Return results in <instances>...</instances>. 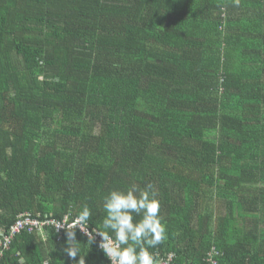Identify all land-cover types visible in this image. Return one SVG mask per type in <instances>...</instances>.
<instances>
[{"label":"trees","instance_id":"trees-1","mask_svg":"<svg viewBox=\"0 0 264 264\" xmlns=\"http://www.w3.org/2000/svg\"><path fill=\"white\" fill-rule=\"evenodd\" d=\"M133 184L159 192L158 264H264V0H0V232L85 205L102 231ZM67 231L0 264H77Z\"/></svg>","mask_w":264,"mask_h":264},{"label":"clouds","instance_id":"clouds-1","mask_svg":"<svg viewBox=\"0 0 264 264\" xmlns=\"http://www.w3.org/2000/svg\"><path fill=\"white\" fill-rule=\"evenodd\" d=\"M158 195L152 184L143 188L133 184L127 190H111L102 200L106 214L102 220V231L95 228L91 232L84 231L83 226L89 222L92 211L87 205L83 206L73 224L67 227L68 246L64 252L73 261L79 255L77 264H86L76 241L75 229L79 226L91 245L96 243L97 236L100 237L98 247L111 264H158L148 250L156 248L167 238L166 226L159 215ZM134 217L140 219L134 220Z\"/></svg>","mask_w":264,"mask_h":264},{"label":"built area","instance_id":"built-area-1","mask_svg":"<svg viewBox=\"0 0 264 264\" xmlns=\"http://www.w3.org/2000/svg\"><path fill=\"white\" fill-rule=\"evenodd\" d=\"M75 220V219H74ZM74 220H71L69 216H65L62 220H56L52 217H33L29 213H24L18 217L17 222L14 224V226L11 228V230L7 233L0 232V235L2 236V240L0 241V260L3 257V254L6 250L9 249L12 240L17 235H20L23 232L27 233H38L42 236H44V233L47 228H53L56 232L61 234L63 231L68 230L67 227L72 225ZM84 231H89L88 223L83 226ZM75 231H78L81 235L88 238V236L81 231L79 226L75 229ZM100 237H96V243H99ZM174 255H169L166 259L161 260L159 264H173ZM210 261L212 264H216V261L213 260V258H210Z\"/></svg>","mask_w":264,"mask_h":264}]
</instances>
